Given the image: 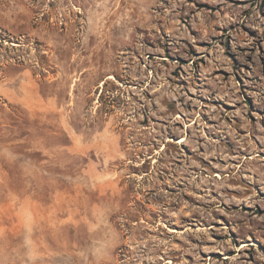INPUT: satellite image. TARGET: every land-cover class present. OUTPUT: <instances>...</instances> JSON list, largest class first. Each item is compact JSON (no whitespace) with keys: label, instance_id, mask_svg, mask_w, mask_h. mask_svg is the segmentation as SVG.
Instances as JSON below:
<instances>
[{"label":"rangeland","instance_id":"obj_1","mask_svg":"<svg viewBox=\"0 0 264 264\" xmlns=\"http://www.w3.org/2000/svg\"><path fill=\"white\" fill-rule=\"evenodd\" d=\"M260 140L264 0H0V264H264Z\"/></svg>","mask_w":264,"mask_h":264},{"label":"crops","instance_id":"obj_2","mask_svg":"<svg viewBox=\"0 0 264 264\" xmlns=\"http://www.w3.org/2000/svg\"><path fill=\"white\" fill-rule=\"evenodd\" d=\"M260 142H261V140H260ZM261 143H262V145H258V143H257V145L259 146V150L260 151H257L255 149V146L252 145L254 157L251 158L249 156L250 158L248 157L247 161H246L247 165L243 164V166H241V168L239 169V173L238 174H247L250 177V180H248V181H251L250 183H254V180H252L251 177H252V175H254L255 178H256L257 177V173L259 171V167L256 166L257 165L256 163L258 162V163L264 164V160L261 158V157H263V155H260V154L264 153V140H262ZM248 163H251V165H248ZM260 178H261V176H260ZM261 180H262V178H261ZM249 186L252 187L253 184H250Z\"/></svg>","mask_w":264,"mask_h":264}]
</instances>
